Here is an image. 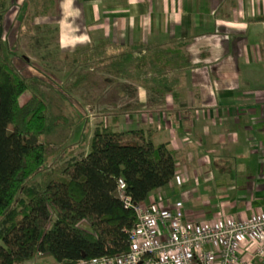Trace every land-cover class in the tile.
Segmentation results:
<instances>
[{
    "label": "crops",
    "instance_id": "crops-1",
    "mask_svg": "<svg viewBox=\"0 0 264 264\" xmlns=\"http://www.w3.org/2000/svg\"><path fill=\"white\" fill-rule=\"evenodd\" d=\"M42 24L60 51L100 41L126 48L186 41L192 66L172 94L135 86L154 143L176 156V172L151 193L191 222L264 213V0H53ZM134 87V88H135ZM140 126V127H139ZM242 259L252 260L245 250Z\"/></svg>",
    "mask_w": 264,
    "mask_h": 264
},
{
    "label": "trees",
    "instance_id": "trees-1",
    "mask_svg": "<svg viewBox=\"0 0 264 264\" xmlns=\"http://www.w3.org/2000/svg\"><path fill=\"white\" fill-rule=\"evenodd\" d=\"M22 7L20 28L48 29L33 22L54 14L53 0H24ZM4 12L1 4L0 264H26L37 253L55 262L77 261L82 255L91 259L126 254L137 217L124 207L119 182L131 204H144L174 178L175 153L166 143H154L148 129L118 132L97 127L87 153L63 162L56 172H43L48 147L65 139L68 121L58 124L62 116L46 103L41 80L24 78L13 66L2 40ZM186 44L121 48L102 40L79 48L67 54L72 65L86 68L85 73H76L73 85L91 81L99 70L148 92L174 96L178 79L173 75L192 68L184 52ZM26 92L30 97L21 105ZM39 173L41 180L35 181Z\"/></svg>",
    "mask_w": 264,
    "mask_h": 264
},
{
    "label": "rangeland",
    "instance_id": "rangeland-1",
    "mask_svg": "<svg viewBox=\"0 0 264 264\" xmlns=\"http://www.w3.org/2000/svg\"><path fill=\"white\" fill-rule=\"evenodd\" d=\"M24 0H0L5 12L2 17V40L12 57L13 66L24 78L37 77L41 80L40 90L46 96V103L66 119L68 126L65 139H57L48 147V159L43 172L59 170L61 164L71 158H80L88 152L90 139L95 128H106L118 132L139 130L138 123L146 119L138 107V93L134 83L113 78L106 72L94 71L91 81L74 86L76 73H85L84 66L71 64V56L60 51L55 26L40 31L20 28L25 12ZM45 18L38 17L33 25L43 26ZM100 68V67H98ZM105 79H109L107 82ZM112 80V81H111ZM138 86V85H137ZM135 87V88H134ZM29 93H24L19 102L23 105ZM140 127V126H139ZM145 131L146 126H143ZM61 132H58V134ZM42 174L34 177L41 180ZM50 257L36 264H52Z\"/></svg>",
    "mask_w": 264,
    "mask_h": 264
},
{
    "label": "built area",
    "instance_id": "built-area-1",
    "mask_svg": "<svg viewBox=\"0 0 264 264\" xmlns=\"http://www.w3.org/2000/svg\"><path fill=\"white\" fill-rule=\"evenodd\" d=\"M123 189L124 184L119 182L118 194L124 207L132 209L137 217L129 232L127 253L52 264H249L242 259L245 250L252 260L264 263V213L245 220L217 217L191 222L185 220L179 204L166 206L159 196L150 203L134 205L123 196ZM44 258L37 253L26 264Z\"/></svg>",
    "mask_w": 264,
    "mask_h": 264
},
{
    "label": "water",
    "instance_id": "water-1",
    "mask_svg": "<svg viewBox=\"0 0 264 264\" xmlns=\"http://www.w3.org/2000/svg\"><path fill=\"white\" fill-rule=\"evenodd\" d=\"M82 258H84V255H82Z\"/></svg>",
    "mask_w": 264,
    "mask_h": 264
}]
</instances>
